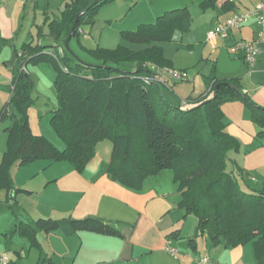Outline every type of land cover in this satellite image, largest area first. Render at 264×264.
Instances as JSON below:
<instances>
[{
    "label": "trees",
    "instance_id": "trees-1",
    "mask_svg": "<svg viewBox=\"0 0 264 264\" xmlns=\"http://www.w3.org/2000/svg\"><path fill=\"white\" fill-rule=\"evenodd\" d=\"M108 1H67L61 16L48 24L53 42H25L17 52L11 101L19 106L20 113H14L5 127L7 147L0 162V189L11 192L14 213L21 215L16 196L32 192L14 184L12 165L37 160L66 161L82 172L95 157L97 142L109 139L113 146L107 173L128 188L141 190L150 176L165 169L174 171V181L182 195L178 205L185 216L194 214L198 219L189 243L204 233L215 245L227 248L251 243L258 264H264V189H244L235 170L227 164L228 152L239 149V143L225 130L222 104L241 99L260 129L258 137H264V107L244 93L238 77H214L212 96L202 97L194 107L170 104L162 95L161 85L146 82L145 77L153 74L151 64L172 66L164 48L151 44L172 41L177 30L189 31L192 15L188 7L166 11L154 22L122 31L128 42L148 45L143 49L136 51L124 45L91 49L99 63L82 61L65 48L63 53L50 50L67 42L74 26L75 35H80L79 28L84 23L92 24L96 9ZM215 3L216 0H206L201 7L205 10ZM42 35L40 28L38 37ZM123 60L134 62L136 70L121 68L119 62ZM43 61L53 63L57 71L55 83L60 103L52 112L51 123L65 142L64 149L44 136L34 135L26 113L31 87L23 68L29 62ZM8 116L4 106L1 122ZM54 230L68 235L91 231L122 236L119 229L95 217L20 221L14 233L27 237L31 247L41 249L37 232ZM12 263L11 260L8 264ZM42 263L56 264L48 256L43 257Z\"/></svg>",
    "mask_w": 264,
    "mask_h": 264
},
{
    "label": "crops",
    "instance_id": "crops-1",
    "mask_svg": "<svg viewBox=\"0 0 264 264\" xmlns=\"http://www.w3.org/2000/svg\"><path fill=\"white\" fill-rule=\"evenodd\" d=\"M225 2H227L226 6H224ZM260 3H264V0H216L213 9L203 11L205 18L203 36L199 33L195 34L192 29L191 43L186 45L191 49L188 55L194 57L195 65H189L191 67H187L188 71L185 69L184 80L186 82L179 84L182 87L190 88V91L185 93L187 96L185 99L177 95L178 100L165 94L163 97L166 101L176 106H182L181 101L187 100V105L182 107H194L200 103L199 100L202 97L212 96L211 87L214 77L236 76L241 79L244 93L258 106L264 107V47L257 62L251 67L241 56H238L239 59L231 58V63H228L224 68L220 67V56L211 68H199L200 59H204L205 56V47L200 43L203 40L206 41L207 32L235 13L252 9ZM169 8L172 7L168 6L157 11V17L172 10ZM154 21L140 22V24ZM42 29L43 35L38 37L37 43L53 42L52 37L48 34V28L45 26ZM0 30L5 31L3 25ZM201 30L202 28H200ZM259 31L260 25L257 19L252 18L241 28L232 30L230 36L217 37L212 40L213 45L218 46V38H220L222 44L231 47L234 42L239 40L256 38ZM7 35L12 37L16 35L15 38H17V34L13 33L11 26L10 31L4 34V36ZM25 42L31 41L21 39L13 42L16 51L15 60L17 52L21 50V46ZM165 43L154 42L151 45H160L165 49ZM122 45L136 51L148 46L141 44L136 47L135 43L130 42ZM180 46L185 47L184 44H180ZM195 47L199 49L197 55ZM56 49L63 53L64 47L58 44L57 48L50 50L55 51ZM175 56V54L167 55L165 52V57L169 60ZM150 68L153 69V72L157 71V68H155L156 70L154 67ZM10 77L0 69V83H9ZM173 79L176 78L173 77ZM169 80L167 78V84ZM163 86L168 87L166 84H162L161 88ZM241 107L240 117H243L245 123L243 121L236 123L240 124V127L228 125L226 129L231 135L251 143L250 146L255 142L258 143L257 146L247 148V156L253 154L256 158H261L262 161L258 165L261 168L260 171L264 173V137L255 136V132H259L260 129L252 121V118L249 119L251 114L248 107L246 105ZM232 120L235 121V119ZM2 125L1 122L0 127ZM6 126L3 125L5 136H7ZM100 145L106 149V152L108 151V160L110 161L112 141L104 140ZM100 145L96 148L95 157L84 171L78 172L73 166H66L67 164L53 170L44 179L45 189L51 191V194L45 198L44 204L28 215L21 212L14 223L17 225L20 221L33 222L38 218H49L50 216V218L64 216L73 219L95 217L119 229L122 236L117 237L91 231H79L71 235L62 230H54L49 233L38 231L37 238L41 249H37L31 247L27 237L16 234L9 237L7 250L0 251V253H8V250L13 251L14 256L10 252L8 255L11 260H18V264H26L31 256L34 257V251L38 253V264H43L44 256L52 258L56 264H195L196 260L203 255H209L214 264H258L251 243L227 248L223 245H215L207 233L200 235L195 242L189 243V239L196 233L198 219L196 216L192 218L188 217L189 215L185 216L184 210L179 207L182 195L178 190V183L174 181V174L165 169L153 177L150 176L141 190L128 188L109 177L107 173L109 161L101 160L103 149L99 148ZM5 150L3 145L0 146V157ZM52 163L63 162L46 160L43 161V167L48 168ZM257 167V164L254 163L245 165V168L252 172H255ZM229 168L231 169V167ZM234 173L237 178L239 177V182L244 189L261 190L262 187L264 188V179L261 181L256 177L247 179L248 177L240 175L236 171ZM17 187L31 191V195H36L39 192L37 187ZM176 231L177 233H174ZM4 234L7 235L8 232ZM169 246L179 250L178 257H174L168 252Z\"/></svg>",
    "mask_w": 264,
    "mask_h": 264
},
{
    "label": "rangeland",
    "instance_id": "rangeland-1",
    "mask_svg": "<svg viewBox=\"0 0 264 264\" xmlns=\"http://www.w3.org/2000/svg\"><path fill=\"white\" fill-rule=\"evenodd\" d=\"M67 1L69 0H0V29L2 25L3 28H5L4 32L0 30V69L2 72H6L9 74V76H11L9 83H0V123L1 109L4 106L7 107L8 113L10 115L2 122L3 125L10 124L11 116L14 113L17 115L20 113L19 106L11 101L13 93V89L11 87L13 65L16 64V51L13 42L16 40L19 41L21 39H25L26 41L37 43L39 29H42L45 26L48 28V24L51 20L54 18H59L61 16L62 10L65 8ZM201 1L204 0H110L96 9L93 15L94 22L92 24L84 23L82 25L83 33L80 35H74L68 42V45L66 42H64L63 47L68 53L76 56L82 61L88 63H99V58L92 54L90 51L91 49L98 47L116 49L119 47V45L126 44L128 42L123 37V30L136 29L140 22L156 20L157 11L164 9L165 7L169 6L172 7L169 9H174L188 6L192 15L190 30L187 32L177 30L174 33L172 41L166 42L164 44V55L165 52L167 55H176L175 58H170L172 62V66L170 68L185 72L188 69L187 67L195 65L194 57H190L188 55L191 49L186 46L191 43V30L193 29L195 34L199 33L201 36H203V24L205 18L203 17L204 10L201 7ZM133 3L135 4L133 7H131ZM208 9H213V6H209L207 10ZM10 26L13 33L15 32L17 34V38H15L16 35H14V37L8 35L4 36V34H7V32L10 31ZM200 28H202L201 31ZM214 29L215 28H211L206 34V41L203 40L200 43L203 47H205V56L204 59H200L199 68H211L214 62L218 60L220 56L221 58L219 60V65L223 68L226 67L228 63H231V58L239 59L238 55L231 51V47L235 44V42L231 45V47H228L222 44V42L219 40L220 38H218L219 45L216 47L213 45L212 40L217 37L211 38L209 37V33ZM231 34L232 31L229 33V36ZM135 44L136 47L141 46V44ZM180 44H184L185 47L180 46ZM56 51L58 53L62 52H60L58 49H56ZM195 51L197 55V53H199L198 47H195ZM219 52H222V54H219ZM119 66L131 71L136 70V64L128 60L119 62ZM150 67H154V70H156L155 68H163L154 64H151ZM23 69L29 77V83L31 87V100L27 104L26 113L32 133L34 135L44 136L54 143L59 149H64L65 142L59 136L51 123L52 112L59 106L60 103L59 94L55 83L57 71L53 63L50 61H43L40 63L29 62ZM147 77H149V75ZM235 77L236 76H231L230 78ZM166 78H169L170 80L167 84L168 87L163 86L161 88L162 95L167 94L168 96L177 100V95H179L185 99V97H187L185 96V93H188L190 88L188 89L186 87H182L179 84H182L184 81L186 82V80L182 81L173 79V77L168 73H166ZM177 100H175L176 103H178ZM241 106H245V103L241 99L228 100L222 104L225 130L228 134H230L226 129L228 125L240 127V124L236 123H241V121L244 122L243 117H240L242 113ZM250 118L251 117H249V119ZM232 119H235V121ZM3 125L0 127V146L3 145V149L5 150L7 147V136L4 134ZM231 136L238 141L239 149H231L228 152V166L233 168L240 175L248 177L247 179L256 177L258 180L260 179V181L263 180L264 173L260 171L261 168L258 165L262 159L256 158L253 154L247 156V148L257 146L258 143L255 142L250 146L251 143H247L245 140H240V138H237L236 136ZM255 136H258V131L255 132ZM104 140H107L108 142L109 139L98 141L96 148ZM99 148L103 149L101 160L105 162L109 158L108 151L106 152V149L101 145ZM2 156L0 157V162ZM43 161L46 160H37L22 166H11V176L16 186L25 188L37 187L39 189V192L38 194L36 193V195L20 193L16 196L19 213L23 212L28 215L33 213L35 209L44 204L45 198L51 194L50 189H45L46 182L44 183V179H46L53 172V170L61 168L60 166H65L64 164H67L66 166H73L69 162L60 161L63 163H52V165H50L48 168H44ZM251 163L257 164L258 166L255 172L245 168V165ZM167 170L174 174L173 170ZM153 176L155 175H152L151 177ZM240 180L242 179L240 178ZM262 189L264 188L262 187ZM11 203V192H7L5 189H0V251L7 250L9 237L18 234L14 233L17 226L14 223V220L18 218V216H16L14 213ZM190 216L191 218L195 217L194 214H189L188 217ZM63 217L64 216L55 218ZM5 232H8V234H4ZM8 251L12 256L15 255L13 251ZM34 252V257L31 256L26 264H38V253L37 251ZM12 262V264L19 263V261L16 259H13Z\"/></svg>",
    "mask_w": 264,
    "mask_h": 264
},
{
    "label": "built area",
    "instance_id": "built-area-1",
    "mask_svg": "<svg viewBox=\"0 0 264 264\" xmlns=\"http://www.w3.org/2000/svg\"><path fill=\"white\" fill-rule=\"evenodd\" d=\"M252 18H256L259 25L260 31L258 36L252 40L242 39L237 41L232 47L231 51L241 56L244 61L251 67L257 62L260 54L263 52L264 47V3L256 5L254 8L240 11L227 18L226 20L220 22L214 30L209 33V37H221L226 38L229 33L234 30L241 28L243 25L248 23ZM79 33H83L82 27L79 28ZM167 70V71H166ZM166 73L170 76L178 79L184 80L186 77L185 72L176 69H171L170 67L159 68L154 71V74L149 77H145V80L150 85H167ZM187 105V100L182 101V106ZM168 252L174 257H178L179 250L169 246L167 248ZM11 261L7 252L0 253V264H8ZM195 264H214L212 258L209 255H203L196 260Z\"/></svg>",
    "mask_w": 264,
    "mask_h": 264
},
{
    "label": "water",
    "instance_id": "water-1",
    "mask_svg": "<svg viewBox=\"0 0 264 264\" xmlns=\"http://www.w3.org/2000/svg\"><path fill=\"white\" fill-rule=\"evenodd\" d=\"M80 15H81V14H80ZM80 15L77 17L76 21L79 20ZM74 35H75V26L72 28L70 34L68 35V39H67V42H66L67 45H68V42L71 40V38H72Z\"/></svg>",
    "mask_w": 264,
    "mask_h": 264
}]
</instances>
